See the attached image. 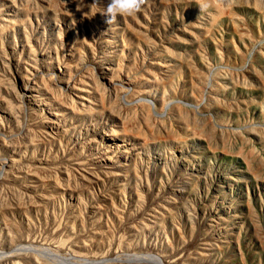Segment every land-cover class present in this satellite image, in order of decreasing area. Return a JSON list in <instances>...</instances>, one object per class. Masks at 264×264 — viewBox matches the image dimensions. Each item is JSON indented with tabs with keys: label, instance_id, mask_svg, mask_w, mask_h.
I'll return each instance as SVG.
<instances>
[{
	"label": "rangeland",
	"instance_id": "obj_1",
	"mask_svg": "<svg viewBox=\"0 0 264 264\" xmlns=\"http://www.w3.org/2000/svg\"><path fill=\"white\" fill-rule=\"evenodd\" d=\"M106 2L0 0V264H264V0Z\"/></svg>",
	"mask_w": 264,
	"mask_h": 264
},
{
	"label": "clouds",
	"instance_id": "obj_2",
	"mask_svg": "<svg viewBox=\"0 0 264 264\" xmlns=\"http://www.w3.org/2000/svg\"><path fill=\"white\" fill-rule=\"evenodd\" d=\"M143 4L144 0H107L104 9L100 13L106 16V23L110 24L118 16H131L138 13ZM201 7H206V5L201 3Z\"/></svg>",
	"mask_w": 264,
	"mask_h": 264
}]
</instances>
